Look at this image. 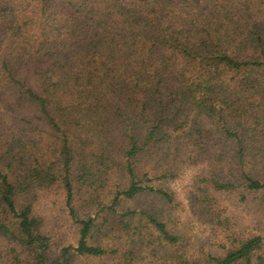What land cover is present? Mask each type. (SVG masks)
<instances>
[{
	"label": "trees",
	"instance_id": "16d2710c",
	"mask_svg": "<svg viewBox=\"0 0 264 264\" xmlns=\"http://www.w3.org/2000/svg\"><path fill=\"white\" fill-rule=\"evenodd\" d=\"M0 264H264V0H0Z\"/></svg>",
	"mask_w": 264,
	"mask_h": 264
},
{
	"label": "rangeland",
	"instance_id": "374dc122",
	"mask_svg": "<svg viewBox=\"0 0 264 264\" xmlns=\"http://www.w3.org/2000/svg\"><path fill=\"white\" fill-rule=\"evenodd\" d=\"M173 188H176V189H179V192H180V195H181V198L184 197V195L182 194V190H181V187L179 184H174L172 185ZM56 208H57V205H56ZM50 209V208H49ZM66 232H67V237H66V240L68 242H75L76 241V236L74 235V228L71 227V226H67L66 228Z\"/></svg>",
	"mask_w": 264,
	"mask_h": 264
}]
</instances>
